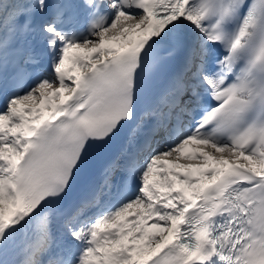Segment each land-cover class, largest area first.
Listing matches in <instances>:
<instances>
[{"label":"snow or ice","instance_id":"6c2138e0","mask_svg":"<svg viewBox=\"0 0 264 264\" xmlns=\"http://www.w3.org/2000/svg\"><path fill=\"white\" fill-rule=\"evenodd\" d=\"M0 264H264V0H0Z\"/></svg>","mask_w":264,"mask_h":264}]
</instances>
